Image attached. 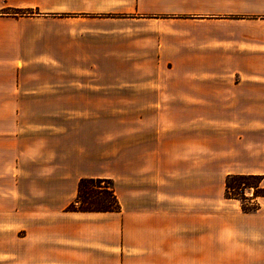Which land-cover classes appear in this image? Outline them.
Instances as JSON below:
<instances>
[{"label":"crops","instance_id":"obj_1","mask_svg":"<svg viewBox=\"0 0 264 264\" xmlns=\"http://www.w3.org/2000/svg\"><path fill=\"white\" fill-rule=\"evenodd\" d=\"M89 104L148 105L122 172L45 107ZM229 174L264 177V0H0V264H264V197ZM84 178L120 210H67Z\"/></svg>","mask_w":264,"mask_h":264},{"label":"rangeland","instance_id":"obj_2","mask_svg":"<svg viewBox=\"0 0 264 264\" xmlns=\"http://www.w3.org/2000/svg\"><path fill=\"white\" fill-rule=\"evenodd\" d=\"M36 106L38 105H34V108L37 109ZM144 106L147 107L148 105H45L46 110H53L55 108L64 109L66 115L64 117L72 120L75 125H77V122L79 121L81 123V127H85L79 130V132L77 131V128L73 129L68 135V139H75L77 137L74 140V143L81 144L82 152L80 155L84 162L86 161L84 157L88 153L87 150L91 148L90 142L93 141L98 144V154L101 156V159H107L105 160L106 165H108L115 173L122 172L123 161L126 159L127 155L130 154L126 148V145L135 142V139L138 136V129L142 124V121L137 114L138 111H140V107ZM193 106L194 108L189 111L193 112L195 117L198 116V118H200L199 122H202V118L208 115V111L206 110L204 112L205 108L203 105ZM110 108H112L111 111H109ZM215 113L216 110L211 108L212 116ZM196 123L199 126L198 122ZM200 128V130H197L196 133H194L193 142L196 144H207L211 146V188L212 192H221L223 190L222 181L225 177H221L220 175L217 160L218 152L215 151L217 150L219 141L218 129L217 127H211V130H209L208 133L206 130L204 131L202 127ZM93 129L95 130L93 131ZM94 132L99 134L96 136V134L94 135ZM206 133H208V137ZM190 141H192L191 138ZM201 154V151L195 152L196 156ZM101 185L107 184L101 183ZM251 192H253V189L249 190L250 194ZM100 196L106 198L105 193L101 194Z\"/></svg>","mask_w":264,"mask_h":264},{"label":"trees","instance_id":"obj_3","mask_svg":"<svg viewBox=\"0 0 264 264\" xmlns=\"http://www.w3.org/2000/svg\"><path fill=\"white\" fill-rule=\"evenodd\" d=\"M263 176L258 174H229L225 179V196L240 201L243 212H255L260 208L259 199L264 197ZM100 183V184H99ZM106 183L107 185H101ZM253 189L251 194L249 190ZM106 194V198L100 196ZM105 198V199H103ZM120 202L112 181L102 178H84L79 182L78 195L67 210L119 211Z\"/></svg>","mask_w":264,"mask_h":264}]
</instances>
